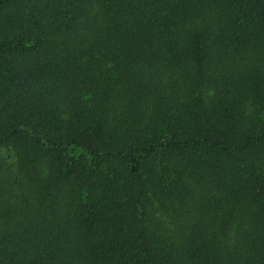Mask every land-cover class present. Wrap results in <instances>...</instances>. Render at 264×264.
Returning a JSON list of instances; mask_svg holds the SVG:
<instances>
[{"label": "trees", "instance_id": "16d2710c", "mask_svg": "<svg viewBox=\"0 0 264 264\" xmlns=\"http://www.w3.org/2000/svg\"><path fill=\"white\" fill-rule=\"evenodd\" d=\"M0 264H264V0H0Z\"/></svg>", "mask_w": 264, "mask_h": 264}]
</instances>
